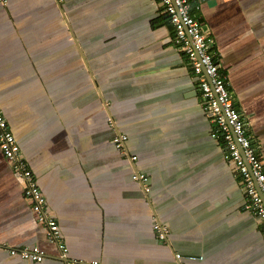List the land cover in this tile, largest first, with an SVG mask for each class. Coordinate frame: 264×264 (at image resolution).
Listing matches in <instances>:
<instances>
[{
	"label": "crops",
	"instance_id": "1",
	"mask_svg": "<svg viewBox=\"0 0 264 264\" xmlns=\"http://www.w3.org/2000/svg\"><path fill=\"white\" fill-rule=\"evenodd\" d=\"M189 1L264 163V0ZM201 105L161 0H0L1 110L61 228L51 240L0 149V264H264ZM122 134L126 154L109 143ZM35 246L40 263L20 254Z\"/></svg>",
	"mask_w": 264,
	"mask_h": 264
},
{
	"label": "built area",
	"instance_id": "2",
	"mask_svg": "<svg viewBox=\"0 0 264 264\" xmlns=\"http://www.w3.org/2000/svg\"><path fill=\"white\" fill-rule=\"evenodd\" d=\"M166 13L175 29L176 42L186 54L190 69L199 82L202 95V105L199 114L208 115L215 124L211 132L213 139L222 140L228 148L227 158L235 163L237 173L243 178L244 191L249 199L247 209L256 215L264 232V163L260 157L257 146L247 133L249 115L244 113L233 101L226 80L220 71L212 44L201 23L192 13V3L189 0H161ZM126 135H120L110 140V144L123 154L127 153ZM0 149L4 157L11 163L12 171L26 183L24 194L35 202L41 220L48 227L51 240H59L61 229L54 217H47L42 210L46 203L41 194L34 171L23 156L20 145L10 129L9 122L4 116L0 106ZM137 156L132 160L136 161ZM133 179L140 182L147 194L151 192V183L148 174L142 170H135ZM159 238L163 241L168 238V230L161 224L156 226ZM63 255L68 251L63 243L57 242ZM12 254L17 250L13 249ZM21 256L30 262H42L46 259L45 253L38 246L20 250ZM179 260L195 261L196 258H184L177 254ZM67 264H74L68 262ZM93 264H98L93 262Z\"/></svg>",
	"mask_w": 264,
	"mask_h": 264
},
{
	"label": "trees",
	"instance_id": "3",
	"mask_svg": "<svg viewBox=\"0 0 264 264\" xmlns=\"http://www.w3.org/2000/svg\"><path fill=\"white\" fill-rule=\"evenodd\" d=\"M28 163V162H27ZM17 176V175H16ZM18 177V176H17ZM36 177V176H35ZM19 178V177H18ZM21 179V178H20ZM22 180V179H21ZM23 181V180H22ZM25 184V185H24ZM23 185H24V191H25V188H26V183L23 181ZM24 196H26L25 194H24ZM27 197V196H26ZM30 199V198H29ZM35 205V204H34ZM34 212H35V214L37 215V217H38V220L40 221V222H43L42 220H41V217H40V213L38 212V210L36 209V206H34ZM13 249H11L10 250V252L12 251ZM12 253V252H11ZM14 255V254H13Z\"/></svg>",
	"mask_w": 264,
	"mask_h": 264
},
{
	"label": "clouds",
	"instance_id": "4",
	"mask_svg": "<svg viewBox=\"0 0 264 264\" xmlns=\"http://www.w3.org/2000/svg\"><path fill=\"white\" fill-rule=\"evenodd\" d=\"M192 6H193V3H192ZM163 7H164V5H163ZM192 9V8H191ZM164 11H165V9H164ZM166 12V11H165ZM167 14V13H166ZM168 15V14H167ZM200 110V109H199ZM198 114H199V111H198ZM199 115H202V116H206V117H209L208 115H205V114H199ZM210 118V117H209ZM211 119V118H210ZM55 218V217H54ZM56 219V218H55ZM57 220V219H56ZM58 221V220H57ZM59 223V222H58ZM59 226H60V224H59ZM61 229V228H60Z\"/></svg>",
	"mask_w": 264,
	"mask_h": 264
},
{
	"label": "rangeland",
	"instance_id": "5",
	"mask_svg": "<svg viewBox=\"0 0 264 264\" xmlns=\"http://www.w3.org/2000/svg\"><path fill=\"white\" fill-rule=\"evenodd\" d=\"M27 124V123H26ZM28 125V124H27ZM115 147V146H114ZM119 151V150H118ZM120 152V151H119ZM48 255V254H47Z\"/></svg>",
	"mask_w": 264,
	"mask_h": 264
}]
</instances>
